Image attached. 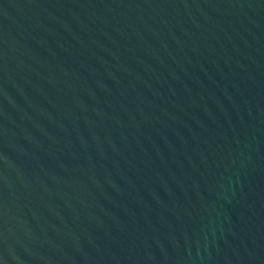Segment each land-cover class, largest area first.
<instances>
[{"label": "water", "instance_id": "1", "mask_svg": "<svg viewBox=\"0 0 264 264\" xmlns=\"http://www.w3.org/2000/svg\"><path fill=\"white\" fill-rule=\"evenodd\" d=\"M0 264H264V0H0Z\"/></svg>", "mask_w": 264, "mask_h": 264}]
</instances>
